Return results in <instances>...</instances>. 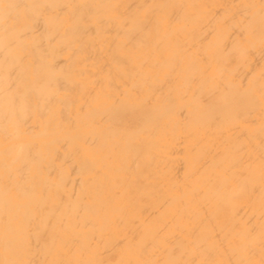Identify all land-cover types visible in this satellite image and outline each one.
Returning <instances> with one entry per match:
<instances>
[{
  "label": "bare ground",
  "instance_id": "bare-ground-1",
  "mask_svg": "<svg viewBox=\"0 0 264 264\" xmlns=\"http://www.w3.org/2000/svg\"><path fill=\"white\" fill-rule=\"evenodd\" d=\"M0 264H264V0H0Z\"/></svg>",
  "mask_w": 264,
  "mask_h": 264
}]
</instances>
